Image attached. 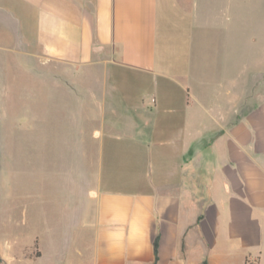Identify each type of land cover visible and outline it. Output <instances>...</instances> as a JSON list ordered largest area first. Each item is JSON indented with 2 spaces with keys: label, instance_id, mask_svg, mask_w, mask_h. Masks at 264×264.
Here are the masks:
<instances>
[{
  "label": "crops",
  "instance_id": "obj_1",
  "mask_svg": "<svg viewBox=\"0 0 264 264\" xmlns=\"http://www.w3.org/2000/svg\"><path fill=\"white\" fill-rule=\"evenodd\" d=\"M49 1L45 15L24 0L38 10L51 57H72L75 49L85 64L105 56L118 70L144 74L155 89L133 106L122 99L126 132L94 138L81 264H264L260 4ZM172 83L182 97L158 93ZM61 139L52 146L71 179L72 137Z\"/></svg>",
  "mask_w": 264,
  "mask_h": 264
},
{
  "label": "rangeland",
  "instance_id": "obj_2",
  "mask_svg": "<svg viewBox=\"0 0 264 264\" xmlns=\"http://www.w3.org/2000/svg\"><path fill=\"white\" fill-rule=\"evenodd\" d=\"M34 1L47 15L50 1L30 0ZM248 1L260 4L264 96V0ZM247 12L250 16L251 8ZM48 44L32 3L0 0V264L83 262L87 253L80 211L87 204L84 185L97 147L94 138L126 132L129 122L118 118L124 113L122 99L133 106L155 90L144 74L118 70L104 62L108 57L83 64L75 49L72 57H51ZM249 44L258 49L252 39ZM175 55L168 57L173 65ZM189 71L193 86L196 75L192 68ZM164 88L167 95L182 97L175 83L156 89L162 94ZM64 133L72 137L71 179L69 173L64 176V154L61 157L52 146L53 138L58 146Z\"/></svg>",
  "mask_w": 264,
  "mask_h": 264
},
{
  "label": "trees",
  "instance_id": "obj_3",
  "mask_svg": "<svg viewBox=\"0 0 264 264\" xmlns=\"http://www.w3.org/2000/svg\"><path fill=\"white\" fill-rule=\"evenodd\" d=\"M154 253H156V241L154 242Z\"/></svg>",
  "mask_w": 264,
  "mask_h": 264
},
{
  "label": "bare ground",
  "instance_id": "obj_4",
  "mask_svg": "<svg viewBox=\"0 0 264 264\" xmlns=\"http://www.w3.org/2000/svg\"><path fill=\"white\" fill-rule=\"evenodd\" d=\"M123 169V168H122Z\"/></svg>",
  "mask_w": 264,
  "mask_h": 264
}]
</instances>
